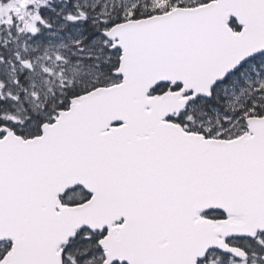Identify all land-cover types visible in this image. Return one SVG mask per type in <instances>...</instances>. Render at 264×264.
Listing matches in <instances>:
<instances>
[{"label":"snow or ice","instance_id":"obj_1","mask_svg":"<svg viewBox=\"0 0 264 264\" xmlns=\"http://www.w3.org/2000/svg\"><path fill=\"white\" fill-rule=\"evenodd\" d=\"M0 264H264V0H0Z\"/></svg>","mask_w":264,"mask_h":264}]
</instances>
